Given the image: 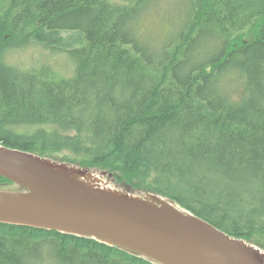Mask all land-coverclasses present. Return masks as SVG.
<instances>
[{"label": "trees", "instance_id": "1", "mask_svg": "<svg viewBox=\"0 0 264 264\" xmlns=\"http://www.w3.org/2000/svg\"><path fill=\"white\" fill-rule=\"evenodd\" d=\"M161 1L0 0V145L170 197L256 244L264 0H177L173 29L146 38L141 22ZM29 44L66 54L73 73L3 61L7 46ZM63 150L72 158L55 156ZM0 264L156 263L93 238L0 223Z\"/></svg>", "mask_w": 264, "mask_h": 264}, {"label": "water", "instance_id": "2", "mask_svg": "<svg viewBox=\"0 0 264 264\" xmlns=\"http://www.w3.org/2000/svg\"><path fill=\"white\" fill-rule=\"evenodd\" d=\"M94 169L0 145V223L93 238L156 264H264V250L174 199L103 187ZM104 174V173H103Z\"/></svg>", "mask_w": 264, "mask_h": 264}, {"label": "rangeland", "instance_id": "3", "mask_svg": "<svg viewBox=\"0 0 264 264\" xmlns=\"http://www.w3.org/2000/svg\"><path fill=\"white\" fill-rule=\"evenodd\" d=\"M176 1L177 0H162L155 10L151 11L149 15L143 18L140 29L146 38L162 37L173 29L170 15L175 13ZM2 59L7 65L20 71L38 70L40 67L49 66L63 75H71L74 70L73 64L66 54L51 52L37 44H29L21 47L7 46V49L2 53ZM20 128H23V126H20L19 129ZM72 155V152L63 150L55 156L72 158ZM88 173L90 175L89 181L92 183H97L103 187L113 189H123L121 186L116 185L118 184L117 181L111 180L105 173L103 174L97 169ZM115 173L118 176L123 174L120 171ZM131 182L134 184L147 185L150 183V179L135 177ZM0 189L17 190L18 186L13 183H6L0 185ZM129 191L136 192L134 194H141L138 192L139 190L129 189ZM251 240L260 245L264 250V236L255 235Z\"/></svg>", "mask_w": 264, "mask_h": 264}]
</instances>
